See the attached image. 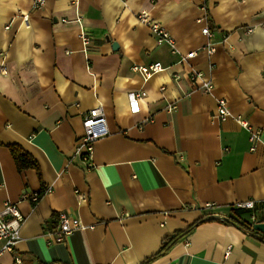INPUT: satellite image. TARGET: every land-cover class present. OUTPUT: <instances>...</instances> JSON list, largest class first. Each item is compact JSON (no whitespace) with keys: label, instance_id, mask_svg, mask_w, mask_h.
Listing matches in <instances>:
<instances>
[{"label":"crops","instance_id":"1","mask_svg":"<svg viewBox=\"0 0 264 264\" xmlns=\"http://www.w3.org/2000/svg\"><path fill=\"white\" fill-rule=\"evenodd\" d=\"M142 11L176 52L136 19ZM154 63L165 69L146 82L131 71ZM192 72L211 80V93ZM218 99L262 129L255 152L234 118H217ZM98 107L109 134L87 167L74 152L83 117ZM12 145L37 162L40 178L18 172ZM262 148L264 0H45L39 10L0 0V211L9 202L23 217L0 264H140L165 236L207 218L150 264H264V234L245 232L252 215L264 222ZM247 201L254 209L236 215ZM59 213L91 228L49 245ZM229 219L243 230L222 223Z\"/></svg>","mask_w":264,"mask_h":264},{"label":"built area","instance_id":"2","mask_svg":"<svg viewBox=\"0 0 264 264\" xmlns=\"http://www.w3.org/2000/svg\"><path fill=\"white\" fill-rule=\"evenodd\" d=\"M32 3V7L34 9H41L44 5L45 0H30ZM80 0H72V5L77 6ZM242 1V0H239ZM136 19L146 25L152 34L156 36L157 44L166 43L170 46L171 50L175 51V44L170 35L154 20L150 19L146 12H139L136 14ZM203 19L198 20V22L203 21ZM76 22L80 23V19L77 18ZM23 22L27 24L28 18L23 16ZM63 22H66L63 20ZM201 34L204 35L208 39V44L205 47V51L207 55L211 56L214 52V44L212 43V33L209 31L208 27L204 26L201 29ZM83 46H87L89 43L88 36L81 32L80 35ZM193 54H189L187 57L192 56ZM165 68L161 66L160 63L150 64L148 66H132L131 71L134 73H138L141 75L144 82L149 80L154 74L163 71ZM178 77L176 76L175 79ZM190 78L193 81L200 80L201 84L198 89L211 93L213 90V85L211 80L204 77V75L200 72H192ZM163 90V88H161ZM145 91H139L134 94L136 99H140L145 97ZM176 107L168 106L166 111L171 113ZM217 118L220 120H225L226 118H234L236 122L240 125L241 128L247 131L248 140H249V150L251 152H255L258 147L261 145V128H254L251 126L248 121L240 115H233L227 108L225 101L223 99L217 100ZM83 134L79 141L76 144L74 155L81 158V160L86 164L87 167L91 165V157L93 154V146L96 141L101 138L107 136L109 134V130L107 127V122L105 115L100 107L94 108L90 110L82 120ZM262 153L264 154V148H262ZM51 191L48 189L47 193ZM80 199L83 198L82 195L79 196ZM39 199L38 194H23L21 196V200H29L33 203L37 202ZM254 202L247 201L241 204L236 205L238 209H246L253 210ZM207 207H210L207 206ZM23 222V217L20 214L18 207L16 204H12L9 202H5L3 204L2 210L0 211V256L6 253H12L14 247L20 240L19 229ZM258 222L255 220V216H251V225L249 230L245 231L247 234H251L253 230V224ZM91 227L84 226L80 223V221L76 218L70 217L66 213L58 214V223L55 230L49 234L48 244L59 243L62 242L67 236L71 235L75 231H83L87 230ZM16 263H20L18 257L15 258Z\"/></svg>","mask_w":264,"mask_h":264},{"label":"trees","instance_id":"3","mask_svg":"<svg viewBox=\"0 0 264 264\" xmlns=\"http://www.w3.org/2000/svg\"><path fill=\"white\" fill-rule=\"evenodd\" d=\"M8 149H9L11 156L13 157V160L15 162V166H16V169L18 170V172H22V171L27 170V169H32L37 173L38 177L40 178L39 166H38L37 162L28 153H26L21 147L16 146V145L9 146ZM234 212L238 216L249 213L248 211H245L242 209H237ZM212 220H214V219L207 218V219L198 220L182 231H177L171 235L165 236L161 240L158 252L156 254H154L153 256H151L150 258L145 259L140 264H150L151 262L155 261L156 259L164 256L175 245H177L182 239H184L185 237L190 235L192 233V231L197 226H199L200 224H202L205 221H212ZM222 223L223 224L232 223L233 225L237 226L239 229L243 228L242 227L243 224L237 220H234V219H229L227 222L225 221Z\"/></svg>","mask_w":264,"mask_h":264},{"label":"water","instance_id":"4","mask_svg":"<svg viewBox=\"0 0 264 264\" xmlns=\"http://www.w3.org/2000/svg\"><path fill=\"white\" fill-rule=\"evenodd\" d=\"M112 46H113V48H116V45L114 43ZM253 230H255L258 233L264 234V222H260V221L255 222L253 224Z\"/></svg>","mask_w":264,"mask_h":264}]
</instances>
